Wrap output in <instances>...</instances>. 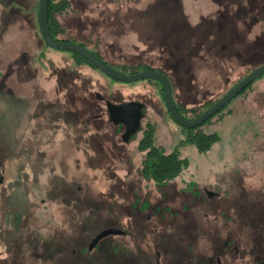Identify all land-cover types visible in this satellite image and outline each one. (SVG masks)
<instances>
[{
  "label": "rangeland",
  "instance_id": "1",
  "mask_svg": "<svg viewBox=\"0 0 264 264\" xmlns=\"http://www.w3.org/2000/svg\"><path fill=\"white\" fill-rule=\"evenodd\" d=\"M0 1H2L0 5L8 8L9 12L14 11L18 7L16 4H19L21 16L25 12L36 14V8L30 7L31 0ZM111 1L115 4H110ZM154 1L156 0H77L75 3H80L81 6L90 5L91 8L83 9L85 14L83 16L96 19L92 20L93 22L88 20L91 23L89 29L98 30L97 34L100 37L98 47L108 56L111 55L113 64L143 62L148 63L149 66L165 68L159 57L162 54L160 49H151L137 25L131 26L124 20L130 14L136 17L139 10L144 9L145 6L148 7ZM183 1L184 6L187 7L185 12H191L192 17L195 16V18L199 15L207 16L215 8L213 0ZM243 10L244 19L232 26L228 25L227 36L224 35L219 40H211V55L206 58H196L192 65L186 64L184 67H179L178 72L167 70L177 104L180 102L189 108L199 107L201 103L219 100L228 93V89L249 71L248 68L240 65L235 55L238 52L245 54L244 58L252 59L248 62L264 65V21L250 27L248 21L251 20L253 12L246 10V7ZM12 14L5 15L4 13L3 18L0 14V70L3 72L0 74V93L3 81L6 87H9L6 84L7 81L17 78L12 67L9 69L8 64L18 62L19 57H27L26 49L32 51L34 47L36 49L38 47L35 44L36 40L29 39L33 37L30 32L19 36L17 24L9 23L6 26L7 21L19 20L20 16ZM117 20L121 21L122 25H117ZM7 32L9 34H6ZM242 36L247 43L246 49H243ZM80 39H84V36L76 40L81 41ZM223 44L228 46L226 53L222 50ZM97 45L98 43L88 46L93 48ZM145 48L149 49L147 53L143 51ZM219 53H224V56H218ZM120 68L123 70L122 67ZM98 74L100 85L109 87L113 92L119 90L124 93L122 89L129 90V93L135 91L137 94H132L130 98L144 104L143 123L150 120L155 124V143L167 151H178L182 157L189 158L190 163L176 180L169 183L171 186L162 192L157 185L145 179L140 172L142 158L145 154L137 148L141 133L134 135L133 140L127 142V145L122 142L120 147L111 146L112 149L105 154H96L95 158L90 160L88 152L93 149L89 145L91 149L88 150L86 148L88 145L84 140L78 147L70 145L69 139L61 133L50 136L48 140L43 126L33 136L32 131L28 129V123L33 126V122L29 121L28 114H25V119L19 123L21 126L16 130L13 138H18L17 145L31 148L32 152L30 155L25 153L24 157H19V159L7 158L4 163L6 183L10 180H18L20 177L24 178L26 175L29 176L28 180L24 178L27 182L28 194L26 187L23 188L25 191H22L23 194H27L25 197L27 201L24 202L28 205H25V210L30 213V217L25 221L27 224L24 234H35L44 239L49 236L56 238L61 231L72 232L73 228H71L69 219L73 211L66 210L68 207L60 202L61 200L51 199L48 193L50 189L55 190L54 187L61 189L63 185L58 184L59 182H66V187H69L70 182L75 180V182H80L84 196L89 192L97 200L106 199L110 209L115 211L119 225L128 226L134 235H127L122 239L128 241L126 245L130 252L132 250L144 254L147 251L154 252L157 250V245H154L155 238L158 239L159 234L163 232L174 239V231L179 226L183 233L180 232L178 237L179 239L184 238L180 240L181 254L183 248L190 245L193 247L190 251L185 249L186 253L183 255L180 254V262L196 264L193 262L195 258L201 253H207L206 258L211 257L206 261L207 264H247V260L240 261L241 252L235 248L243 246L242 243H237L236 233L240 217L236 206L240 201L239 194L242 191L245 193L243 194L245 200L260 198V202L264 201V74L230 101L218 116H213L210 122L201 127L205 131L216 132L219 135V140L215 142L213 148L204 154L198 152L194 144L181 143L186 138V132L168 112L159 83L145 80L125 83L116 81L102 72ZM175 78L178 80L174 85ZM190 80L195 83L191 85ZM0 106H5V102L0 100ZM94 124L99 125L97 126L99 130H111L109 123L96 121ZM109 133L107 131L105 134L110 135ZM113 137V135L106 136L105 140L107 143L108 139L113 142L115 141ZM0 143L3 144L1 136ZM43 151L46 153H40ZM0 157L2 160L1 151ZM21 164H24L22 170H20ZM19 189L17 190L20 193ZM181 190L183 191L180 192ZM193 197L195 199L190 201ZM138 198L149 203L147 213L153 214L155 207L161 206L166 209L165 214L168 216L172 214L169 210L181 214L177 217H169L167 221H162L158 216L153 215L154 218L144 222L145 229L142 225L140 229L135 218L131 220L132 222L128 220L130 219L129 211L132 209L130 210L129 206L121 207L122 204L131 206ZM6 199H9L8 195ZM187 203L191 205L189 209L186 208ZM10 207V205H5L3 210H8L9 213L11 212ZM15 208H17L16 205ZM20 210L24 211V209ZM86 213L87 210L83 214L86 215ZM5 224L3 221V226ZM115 225L118 224L113 221H102L97 226V233ZM186 226H195L194 232L187 233ZM139 230H144L146 234H136ZM217 234L221 237H217ZM227 238L235 241V247L230 246L225 251H219L218 249L224 245L223 240H228ZM136 239L141 241V244L138 245L134 241ZM5 246L0 245V257L8 253L10 255ZM37 250L38 254H43L42 247ZM30 251L32 252L30 249L25 250L22 264H43V262L52 264L50 260L44 261L42 255L37 258L30 255ZM91 253L94 255L93 252ZM13 254L14 252L10 255L11 260L14 258ZM170 254L173 253L163 249L162 264H169ZM107 257L111 256L107 255ZM101 260L100 264H103L102 262L107 264L109 261L107 258L105 261L103 258ZM54 261L53 264H57L56 260ZM2 262L0 260V264ZM67 264L70 263L67 262Z\"/></svg>",
  "mask_w": 264,
  "mask_h": 264
},
{
  "label": "flooded vegetation",
  "instance_id": "2",
  "mask_svg": "<svg viewBox=\"0 0 264 264\" xmlns=\"http://www.w3.org/2000/svg\"><path fill=\"white\" fill-rule=\"evenodd\" d=\"M212 2L215 4V8H213V10L207 16L199 15L198 18H195V16L192 17L191 12L189 11L185 12L187 7L184 6L183 0H156L150 3L148 7L145 6L144 9L139 10L137 12L136 17L130 14L127 17H125L124 20L128 22L131 26L137 25L138 30L141 31L142 36H144L143 38L145 42L150 45L151 49L153 48L160 49L161 51L160 53L162 54L159 57L163 64L162 66H165V68L154 67L150 65L151 67L156 68L157 71H159L158 69H161V71L166 72L167 70L170 69L171 71L178 72L179 67H184L186 66V64L192 65L196 61V58L198 59L199 57L206 58L207 56L211 55L212 54L211 40L212 39L219 40L223 38L224 35L227 36L228 25L232 26L244 19L243 8L246 7L244 0H213ZM111 3L115 4V2L113 1H111L110 4ZM38 10H39V5H38ZM52 12H50V8H49L50 16ZM64 13L65 12L60 13V15ZM58 14L59 13L56 12L54 13V16H52L54 20L53 22L51 20V17L48 16L50 23V31L52 33L53 38L56 41H66L69 43L73 42V43L81 44L90 51H92L95 55L99 56L103 61H105L111 67L116 68L121 72L125 71L126 67H124L125 66L124 63L113 64L111 62V55L108 56L105 51H101V49H99L98 46L100 44L98 41L100 40V37L97 34L98 30L93 31L90 35L88 34L85 35V37H87L89 41H92L91 44L85 42L86 41L85 39H81V41L76 40L79 36H84L82 33H80L79 36H76L77 38L76 37L73 38L71 36L70 38L67 36L65 37L67 27L65 26V24H63L60 20L57 19L56 15ZM95 20L96 19H93V21ZM118 24L122 25V22L118 21L117 25ZM213 25L215 27L214 29H213ZM38 28H39V22H38ZM213 34L215 37L213 36ZM242 39L243 41H245L243 36ZM42 41L44 44V49H43V53H41L39 56L40 58L38 60H34V58L31 57L30 61H28V64L26 65V69L28 70V67L30 70L33 69L34 71H36V75L33 74L32 71L30 70L28 71V73H26L25 71H21L22 65L23 63H26V60L24 58L19 57L20 58L19 61L16 62L19 65V67L17 68L18 73L16 78L19 86L16 84L17 86H15V89H13L12 87H6L5 82L1 84L2 92L0 93V100L5 102V106H0V136L3 139V144L0 143V151L3 157L9 153V151H6L8 150L6 134L8 135L10 131L13 133V135L15 134L16 130H18L21 126V124L19 123L22 121L21 116L23 114L24 115L28 114L27 118H29V121L33 122L32 123L33 126H31L30 123H28L29 124L28 129L29 131H32L31 134H33V136H35L37 130L43 126L40 124H44L43 129L45 134L48 135V140L50 139V136L52 137V135L61 133L62 136L69 139L70 143H73V145L77 144V147L82 145L83 136H84L83 135L84 131L82 129L83 126L82 107L85 101L86 103H89L88 101H91L92 104L91 108H93L92 114L96 118L92 120L94 123L98 120V116H99L96 114V112L98 111L97 107H99V103H100L99 101L105 103L106 105L105 108L109 115L108 121H110V114L107 106L109 102L112 103L114 101H112L107 94H102L100 91H95V92L93 91L90 94L92 95V100H89L88 98L83 97V95L79 94L81 93V90L79 89L78 83L76 82L79 72H81V68H84V66H87L90 69H94L96 71H100V72L102 71L91 62H90L91 64L88 63L89 61L87 59L78 55L77 53L54 49L45 43L46 41L43 39V37H42ZM95 43H98L96 47L93 48L89 47L90 45ZM222 50H224L225 53L228 52V46L226 44H223ZM143 51L144 53H147L149 49L145 48L143 49ZM52 52H61L63 54L54 53L56 55L51 56ZM219 54L220 55L218 56L220 57L224 56V53H219ZM235 55L236 57L241 59L245 57V54L239 52L236 53ZM84 59L88 62H85ZM146 64L149 66L148 63ZM120 67H122L123 70H121ZM53 69L57 70L55 71L57 72L56 78L58 79V83L65 88V95L63 98L62 97L57 98V96H54L53 100L50 97H46L44 98L45 100H42L44 96V92L41 91V86L43 85L42 83H45L46 76H49L51 72H54ZM146 70H150V69H146ZM21 72H24V74H22ZM193 83H195V81ZM20 86L21 87L24 86L26 90L18 89L19 92H17V88ZM24 92L27 93V96L25 97L20 96ZM85 98L87 100H85ZM130 101H135V100H120L119 102H115V103L121 104ZM85 104L83 108H85ZM91 104H88V107ZM105 108H103V110H105ZM50 117L53 120L52 122H50L51 121ZM110 124L114 128L113 133L111 132L112 135L117 134V132H120L121 134V136L115 135L116 137H113V140L115 141H113L114 144L112 142L111 145L114 148L120 147L119 145H121L122 142L126 143L127 145V142L133 140V137H131L129 141H126L124 139V135H125L124 132H126V128H127L125 124L122 123L115 124L113 121H110ZM59 127L63 128L64 130ZM140 131L141 130H139V132L137 133H140ZM15 140L17 141L18 138ZM45 142H47V140ZM15 149L18 152V159L19 157L20 158H22V156L24 157L25 153L27 155L28 154L30 155V153L32 152V150H30L31 148H25L24 146H20L17 144L14 146V150ZM44 152L45 151L40 153L45 154L46 152L45 153ZM3 169L4 168L2 164V170ZM68 192L70 193L71 191L68 190ZM48 194L49 197H51L50 192ZM243 194H245L243 191L239 194L240 201L236 206L238 215L240 217L238 224L239 226L237 228V233H236L237 243L240 244L242 243L243 246L240 248L237 246L235 247L234 244L235 242L232 241V243L226 242V246L224 245L223 247H220V249L218 250L225 251L230 246H232V248L235 247L239 249V251L241 252L240 261L242 262L247 260L248 257H250V255H253V253H255L257 255L256 260L260 261V263H256V264H263L264 263V201L260 202V198L258 199L250 198L248 194L246 195L250 199L245 200ZM2 195H3V191H2ZM5 198H1V202H0L1 204L0 205V245L4 244L6 245L5 246L6 248L8 245H11V248L10 250L8 249V251L10 252V255H12V253L14 252L13 254L14 258H12L11 260L10 259L11 256L7 252L9 256L6 255L0 257V260L3 261L2 264H22V261L25 258L24 256L25 250L28 249L32 250V252L30 251V255L36 254L37 255L36 257L42 255V258L44 259V261H46V260H50L47 254L49 253V251H52V245H54L53 246L54 249L66 248L67 243H65V241L64 244H62L61 241L53 240L55 238H52L51 236L44 239L41 238L42 240L40 242H35L36 240H33V238L37 237V235L24 234V228L26 227L27 224V222L25 221L27 218L30 217L29 211L28 214L27 213L25 214L23 210L20 209L18 210L13 209L9 213L8 210L4 211L3 209L5 205L6 206L10 205V204H6ZM18 201L19 199H17L15 202ZM79 210H82V208H79ZM17 217H19V220H17ZM20 220H21V224H20ZM3 221L5 223L6 222L11 223V226H2ZM119 224L114 227L122 229L124 233L122 235H115V236L126 235V231L123 228H121ZM137 226L139 227V225ZM185 228H186V232L191 234L192 232H194L195 226H186ZM176 229H180V227L178 226ZM205 234L207 233L205 232ZM60 235L63 236L62 233ZM159 238L163 239L162 236ZM57 239H61V238H57ZM104 239H101V241H103ZM183 239L184 238H180V240ZM239 239L241 240L239 241ZM257 239H259V242L257 243L255 242V244L253 245L254 240ZM101 241L97 244V246L101 243ZM40 247L44 249L43 254L35 253V250H37ZM95 248L91 251H94ZM191 248L193 247L190 245L188 248L189 251L191 250ZM158 249L159 246L157 245V250H155L156 253L154 252L150 253L151 258L148 261V264H162L163 262L162 251ZM91 251L88 250V252ZM206 256H208L207 253H201L199 254L198 257L195 258L193 262H196V264H207L206 261L210 260L211 257L206 258ZM9 260H11V262ZM43 264H46V262H43ZM57 264H67V262L66 260L63 261L60 260L57 262ZM185 264H187V262H185ZM247 264H251V262L247 260Z\"/></svg>",
  "mask_w": 264,
  "mask_h": 264
},
{
  "label": "trees",
  "instance_id": "3",
  "mask_svg": "<svg viewBox=\"0 0 264 264\" xmlns=\"http://www.w3.org/2000/svg\"><path fill=\"white\" fill-rule=\"evenodd\" d=\"M70 2H71V0H52L51 1L50 12H52V11L53 12L51 13V16H50V14H49V16L51 17L52 22L54 21L53 17H52V16H54V13H56V12L59 14L63 13V12L69 13V11L72 9V5L70 4ZM244 3L246 6V10L253 12V14L251 15V20L248 21V25L250 27H253L254 25L264 21V0H244ZM242 45L244 47L243 49L247 48V43L245 41L242 42ZM249 60H252V59L250 58ZM249 60L247 58H242V59L238 58L240 65L248 68L249 71L247 74H249L250 72H252L253 70H255L256 68H258L260 66V65L255 64V63L248 62ZM85 62H88V61L85 60ZM88 63H90V62H88ZM124 64H125L124 67H126V69H128L127 71H125V73L128 72L129 74H134V73L139 72L140 70H146V69L157 70L156 68L148 66L146 63H143V62H139L137 64L129 62V63H124ZM158 70L160 72H163V71H161V69H158ZM163 73H165L167 75V71L163 72ZM244 77H245V75L242 76V78H240L231 88L236 86ZM144 80L148 81V82L151 81L154 83H159L161 85V90H162L161 92H162V94L164 96V100H165V93L163 92L164 87L160 82H158L154 79H144ZM177 80L178 79L175 78L174 85H175V82H177ZM11 81H12V79L9 82L7 81L6 84L9 87H12L13 89H15V86L18 85L17 79H15V80L13 79V81L12 82ZM10 82H11V84L9 85ZM82 82L84 83V85H86V83H87L86 80L85 81L83 80ZM190 84L193 85V82L191 81ZM18 89L26 90L24 88V86L23 87L20 86L17 88V90ZM230 89H228L227 92H229ZM100 92L102 94H107L108 97H110V99L114 102H119L120 100H127V99L133 100V98L131 99L130 96L132 94L136 93L135 91H131L129 93L130 94L129 98L123 99L122 97L124 96V94H122V92L119 90H115V92H109V91H105V89H102ZM51 94L52 95L55 94L54 90L51 92ZM86 98H85V100H87ZM88 99L92 100V95H90V97ZM134 99H136V98H134ZM217 100L218 99H216L215 101H207V102L201 103L199 105V107H192V108H189L188 106L183 105L180 102L176 105L178 106L180 111L185 115L186 118L194 119V118H196V116H199L206 109H208ZM88 102L89 103H86V101H85L83 103V106L86 103L85 108L82 107V109H83V121H82L83 126H82V129L84 130V133H85V134H83L84 135L83 140L88 145L86 148H88V150H90L91 148L93 149V151L88 152L89 156L91 157L90 160H92L95 158L96 154H100V155L102 154L103 155L109 149H112L111 139H108V143H107V141L105 140V137L106 136L111 137L112 136L111 132L113 133L114 128L110 125V121H108L109 115H108V112L105 108V106H106L105 103L99 101L100 102L99 107H97L98 111L96 112V114L99 115L97 121H103L105 123H109L111 130H108V129L107 130L110 132L109 133L110 135H107V134L106 135L91 134L92 133L91 129L93 128V126H92L93 121L92 120L96 119V118L92 114L93 108H91L92 107L91 101H88ZM88 104H91V105L88 107ZM102 107L105 108V110H103ZM168 112H169V110H168ZM188 113H191V114H188ZM219 114L220 113H218L216 115L218 116ZM24 116L25 115L23 114L21 116V118L25 119ZM211 119L209 121H207L206 123H204L203 125H206L208 122L211 121ZM50 120H51L50 122L53 121L51 117H50ZM41 125L44 126V124H41ZM203 125L196 127V128H192V129L191 128L190 129L185 128L181 125L183 127L182 130H184L186 132V138L181 143L182 144L183 143L194 144L197 148V151L202 153V154L210 151L213 148V146L216 144L215 142H217L219 140L218 133L203 130L201 128ZM59 128H61V127H59ZM61 129H63V128H61ZM155 130H156V126L150 120L145 124L142 123V128L140 131V133L142 134V137L140 138V142L138 143L137 148H138V151L144 152L145 154H144V157L142 158L143 159L142 160V169L140 172L145 177V179H147L148 181H152L155 185L158 186L159 190H161L163 192L165 190V188H167L168 186H171V184H169V183H172L174 180H176L183 173V169H185L189 165L190 160L187 157H182L178 151H172V152L167 151L161 145H157L155 143V133H156ZM115 135L121 136L120 132H117V134H115ZM115 135H113V136L116 137ZM6 136H7L6 138H7L9 153L7 155H5L4 157H2L3 168L5 165L4 164L5 159H7V158L12 159L14 157L16 159L18 158V152L16 151V149L14 150V146L16 145V140H15V138H13V136H14L13 133L10 131L8 133V135L6 134ZM70 145H72V146L76 145L75 147H77V144L73 145V143H70ZM89 145L91 148L89 147ZM23 168H24V164H21L20 170H22ZM3 172H4V169H3ZM33 177H35V176H33ZM24 178L28 180L29 176L26 175V177H24ZM24 178L20 177V178H18L19 181L18 180H15V181L10 180L9 182L6 183V177H5V181L2 184V187L0 190H1V198H5V197L7 198V195H8L9 199L5 198V201H6V204H8V202H9V204L11 206L10 207L11 210L12 209H14V210L15 209L16 210L24 209L23 212L25 214L26 213L28 214V211L25 210V205H28V204L24 201L25 200L27 201V199H25V197L28 194L29 190H28L27 182H25ZM70 183H71V185L69 187H66L67 186L66 182H61V183L59 182L58 184L63 185L62 187H60L61 189L58 190L56 187H54L55 190L50 189L51 199L61 200L60 202H63L64 205L68 207V208H66V210L69 211V209H70V211H73L72 213H70L71 216L69 219V223H71V228H73V230H71L72 232L66 233L64 231H61L63 236L59 235V236H56L55 239H53V240L61 241L62 244H64V241H65V243H67L66 248L65 249H58V248L54 249L53 248L54 245H52V251H49V253L47 254V256L50 259V261L52 262V264L55 263L54 260H56V262H58L60 260H62V261L66 260V262H69L70 264H95L97 261L96 264H98V263L100 264V262L102 261L101 258H103L104 261L107 258V260H109L108 261L109 263L107 262V264H148V261L151 258L150 252L147 251V252H145V254L142 252H139V251H134V250H132L130 252L129 247H127V245H126L128 243V241H123V239H122L123 237H125L127 235H130V236L134 235L133 233H131V230L128 228V226L126 227L124 225H120V226H121V228H123L126 231V235H124V236H115V235L109 236L108 238H105L103 241H101V243L95 248L94 251H91L94 253V255L91 252H88L87 248L91 242V238H93L97 234V226L100 225V223L102 221H106V222H112L113 221V222H116L117 224H119V221L117 219L115 211L110 209V206H109L106 199L105 200H102V199L97 200L95 197L90 195L89 192H87V195L84 196V194L82 193V188H81L80 182H75V180H73ZM58 184H56V185H58ZM25 187L27 190L26 195L22 193V191H25V190H23V188H25ZM64 187H66V188H64ZM17 189L21 190V192L19 193ZM68 190H70L71 192L69 193ZM2 191H3V195H2ZM182 191L183 190H181L180 192H182ZM185 193L188 194V192H185ZM17 199H19V201L15 202ZM194 199L195 198L193 197L190 201H193ZM15 205L17 206V208H15ZM23 205H24V207H23ZM148 205H149L148 202L141 201V199L138 198L137 201L135 203H133L131 206L127 205V204H122L121 207H124V206L128 207L129 206L130 210L132 209L131 210L132 212L129 211L130 219L128 218V220L131 221L133 218H135L137 220L138 225H140L139 226L140 229L142 228L141 225L143 226V229H145L146 226L144 225V222H147L151 218H154L153 215L158 216L159 219H161L162 221H164V220L167 221L169 219V217L173 218V217H177L181 214L179 212L169 210V212H172V214L168 216L165 214L166 209L164 207H161V206L155 207V209L153 210L154 211L153 214H151L150 212L147 213L146 210L148 208ZM185 205H186V208L191 207V205L188 203ZM79 208H82V210H79ZM85 210H87L86 215L83 214ZM123 210H125V209H123ZM17 220H19V217H17ZM131 222H129V223H131ZM140 222H141V224H140ZM15 224H17V223H15ZM20 224H21V220H20ZM2 226H3V223H2ZM4 226H11V223L6 222V224ZM115 226H117V225H115ZM180 232L183 233L182 230H180V229H176L174 231V233H175L174 239L169 237V234H166L163 232H161L159 234V237L162 236L163 239L159 240V238L158 239L155 238L154 245L159 246L158 250H161L163 253V249H165V250H168L169 252L173 253V254H170L171 260H172V258H173V260L169 261L168 262L169 264H182L183 263V262H180L181 250H179V249H182V247H180L181 242H180V239L178 237ZM143 233H144V230H139L136 234L142 235ZM145 234H146V232L144 233V235ZM217 235H218L217 237H219V238L221 237V235H219V234H217ZM41 238L42 237L37 235V237H34L33 240H36L35 242H40L42 240ZM57 238H61V239H57ZM63 238H66V239H63ZM134 241L136 243H138V245L141 244L140 243L141 241H139L137 239ZM223 241H225L224 245L226 242L232 243V240L230 238L228 240H223ZM233 242H235V241L233 240ZM255 242L256 243L259 242V239L254 240L253 245L255 244ZM148 243H149V241H148ZM167 246H169V249H167ZM10 248H11V245H8L6 249L10 250ZM188 248H189V246L187 248H183V253L181 255L186 253L185 249L189 250ZM37 251L38 250H35V253H37ZM154 253H156L155 250H154ZM177 253H179V254H177ZM107 255H110L111 257L108 258ZM33 256L36 257L37 255L33 254ZM256 259H257V255L255 253H253V255H250V257H248L247 260H249L251 262V264L260 263V261H257ZM102 263L105 264L104 262H102Z\"/></svg>",
  "mask_w": 264,
  "mask_h": 264
},
{
  "label": "water",
  "instance_id": "4",
  "mask_svg": "<svg viewBox=\"0 0 264 264\" xmlns=\"http://www.w3.org/2000/svg\"><path fill=\"white\" fill-rule=\"evenodd\" d=\"M51 0H40L39 2V10H38V22L40 32L42 34L43 39L46 41L50 47L58 50H65L77 53L78 55L84 57L89 62L94 64L97 68H99L103 73L108 75L110 78H113L116 81L131 83L136 82L137 80L144 79H154L160 82L164 87L165 93V105L171 115L180 125L185 128L192 129L199 127L209 121L214 115L218 114L223 108H225L230 101H232L235 97H237L240 93H242L246 87L250 86L257 78L261 77L264 74V65L259 66L249 74L245 75V77L233 88L230 89L228 93H226L219 100L214 102L208 109H206L199 116H196L194 119H188L185 115L180 111L177 102L174 99L173 94V86L168 76L157 70H142L134 74H127L125 72H121L116 68L111 67L105 61H103L99 56L95 55L92 51L87 49L85 46L73 42L66 41H56L52 33L50 31V23H49V8ZM108 111L110 114V121H113L115 124H125L126 132L124 135V139L129 141L133 135L137 134L139 130L142 128L143 123V115H144V104L140 101H130L124 102L121 104H117L115 102L108 103ZM2 160L0 157V189L4 182V174L2 170ZM0 202H1V191H0ZM1 205V204H0ZM124 231L119 228L111 227L106 228L100 231L94 238H92L91 243L89 244L88 250H93L97 244L111 235H122Z\"/></svg>",
  "mask_w": 264,
  "mask_h": 264
},
{
  "label": "crops",
  "instance_id": "5",
  "mask_svg": "<svg viewBox=\"0 0 264 264\" xmlns=\"http://www.w3.org/2000/svg\"><path fill=\"white\" fill-rule=\"evenodd\" d=\"M76 1L77 0H71L70 4L72 5V9L69 11V13L65 12L62 15L58 14V15H56V17L63 24H65V26L67 27L65 37L67 36L70 38V36H71V37L75 38L76 36H79L80 33H82L84 35V39L86 40L85 42H87L88 44H91L92 42L89 41L88 38L85 37V35L86 34L90 35L93 32L92 30L89 29L91 26L90 22L93 19L92 18L88 19L86 16H83V15H85L83 9L89 8L90 5L81 6L80 3L79 4L75 3ZM0 2H2V1H0ZM31 2L32 3H30V5H31L30 7H32L33 9L36 8V14H34V13L30 14V12H25L22 14V16L20 13L21 9L19 8L20 7L19 4H16L18 7H16V9L12 12H9L8 8L0 5V9H1L0 14H1L2 18H3L4 13H5V15H7L8 13L9 14L13 13V14L20 16L18 18L19 19L18 21H15V22L7 21V22H5L6 26L9 23H12L15 25L17 24L19 27V30H17V33H20L19 36H24L27 32H30L33 37H29V39L30 40H36L35 44H37V46H38L37 49L35 47L32 49V51L26 49V51L28 52L27 57H21V58H24L26 60V63H23V65H22L21 71H25L26 73H28V71L30 70L29 67H28V70L26 69V65L28 64V61H30L31 57L34 58V60H38L40 58L39 57L40 54L43 53V49H44L42 36H41L39 28H38V18H37L38 17V14H37L38 5L37 4L39 3V0H31ZM6 34H9V33L7 32ZM54 53H61V52H52L51 56L56 55ZM61 54H63V53H61ZM8 67H9V69L12 67V69H13L12 71H13V73L15 72L16 77H17V73H18L17 68L19 67V65L16 62H14L13 64H8ZM30 71H32V73L36 75V71H34L33 69ZM53 71L54 72H51V74L49 76H46L45 83H42L43 85L41 86V91L44 92V96H43L42 100H45L44 98H46V97H50L53 100L54 96H57V98H61V97L63 98L65 95V88L62 87L58 83V79L56 78L57 72H55V71H57V70L53 69ZM1 72H2V70H0V74H1ZM21 73L24 74V72H21ZM98 73H100V71L90 69L87 66H84V68H81V72H79L78 78L76 79L77 80L76 82L78 83L79 89L81 90V93H79L80 95H83V97L86 96L87 98H89L90 94L93 91L94 92L95 91H101L102 89H105V91L113 92L110 90L109 87H107L103 84L100 85V82H98V75H99ZM31 77H33V76H31ZM83 80L84 81L86 80V82H87L86 85H84V83L82 82ZM3 82H2V84H3ZM53 90H54L56 95L51 94V92ZM122 91L124 92L122 94H124L125 97L129 98V96H130L129 90L122 89ZM17 92H19V91L17 90ZM20 96L25 97V96H27V93L24 92ZM92 124H93L92 125L93 128L91 129V132H92L91 134L106 135L105 133H107V131H108L107 129L99 130L100 128L99 129L97 128V126L99 127V125L96 126L94 124V122ZM141 137H142V135H141Z\"/></svg>",
  "mask_w": 264,
  "mask_h": 264
}]
</instances>
